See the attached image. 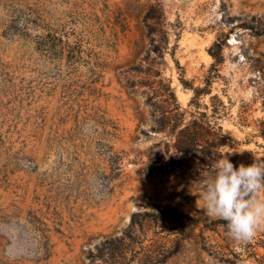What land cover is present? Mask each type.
<instances>
[{"label": "rangeland", "instance_id": "374dc122", "mask_svg": "<svg viewBox=\"0 0 264 264\" xmlns=\"http://www.w3.org/2000/svg\"><path fill=\"white\" fill-rule=\"evenodd\" d=\"M160 79L185 108L221 107L233 165L264 160V0H0V264L251 262L204 211L211 174L142 170L168 157L150 100ZM105 144L126 154L102 187Z\"/></svg>", "mask_w": 264, "mask_h": 264}, {"label": "trees", "instance_id": "16d2710c", "mask_svg": "<svg viewBox=\"0 0 264 264\" xmlns=\"http://www.w3.org/2000/svg\"><path fill=\"white\" fill-rule=\"evenodd\" d=\"M156 14V9L152 8L148 12L147 18L158 19L159 17ZM51 36H38L37 38L38 46L46 53H49V48L47 47L50 45L49 37ZM53 39H57L55 35H53ZM223 44L224 43L219 40L210 48V54L215 59V66L224 60V56L222 55ZM69 47L75 48V46L71 47L70 44ZM75 49L77 50L75 52H72L70 49V52H72L71 58L73 59L77 58V53L80 51L78 47ZM143 72L149 76H158V72L151 74L149 73V69L143 70ZM210 81V79L207 80V85H210ZM181 82L186 88H190L194 91L195 97L199 94L211 93L207 87H195L184 78L181 79ZM132 86L135 87L136 83L133 82ZM149 86L151 87L152 93L150 100L153 101L155 110L160 114L158 121L163 127L168 129L170 139L166 142L167 159L163 162L160 160L148 161L145 163L144 167H142V170L147 174H170L182 171L186 169L190 163H193L197 176L204 177L205 173H209L215 177L216 169L214 163L220 158L224 149L231 145L232 141V138L224 133L222 126L214 120L217 115H220L221 107L215 104L212 108L213 114L210 115L207 111L210 107L205 105L206 111H202L200 110L201 104L195 102L194 99L192 103H195L198 109L193 111L181 105L176 91L171 84L164 83V81L160 79L157 86H155L154 81H150ZM211 99L214 102L218 98L212 96ZM221 105L224 109L226 108L224 104L221 103ZM105 145L109 149L108 161L110 163V172L108 174H99L102 176L101 178H103V182L100 184L102 187H107L111 180L122 176L126 154L124 151H114L113 146H108V144ZM137 217L136 215L133 223L134 226L138 222ZM126 235H128L129 238H134L135 233L128 232ZM226 239L228 242H232L230 236ZM259 248L264 249V232L261 230L258 231V235L243 245L241 249L243 252L240 253V255H238L237 252L234 253V255L236 258L242 260V262L251 260L249 264H264V253L259 252ZM243 255H245L246 259L241 257Z\"/></svg>", "mask_w": 264, "mask_h": 264}, {"label": "clouds", "instance_id": "9594fccd", "mask_svg": "<svg viewBox=\"0 0 264 264\" xmlns=\"http://www.w3.org/2000/svg\"><path fill=\"white\" fill-rule=\"evenodd\" d=\"M214 167L215 177L201 194L204 211L225 221L233 240H252L264 229V160L236 167L222 153Z\"/></svg>", "mask_w": 264, "mask_h": 264}]
</instances>
